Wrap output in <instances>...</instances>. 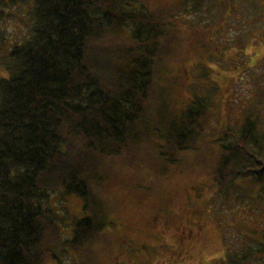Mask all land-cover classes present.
<instances>
[{
    "label": "trees",
    "instance_id": "1",
    "mask_svg": "<svg viewBox=\"0 0 264 264\" xmlns=\"http://www.w3.org/2000/svg\"><path fill=\"white\" fill-rule=\"evenodd\" d=\"M131 1L138 0H0V17L8 6L30 9L27 35L7 50L0 76V264L62 263L46 245L53 222L46 198L57 188L81 202L64 247L102 246L105 214L92 188L99 166L137 152L153 129L162 138L159 155L171 162L202 148L203 138L213 146L208 201L217 214L232 197L248 212L264 207V74L232 130L208 119L213 103L204 94L167 118L153 100L161 30ZM119 32L135 46L116 49ZM252 234L245 236L255 246L208 264H264V229ZM190 245L178 240L162 249L184 259Z\"/></svg>",
    "mask_w": 264,
    "mask_h": 264
},
{
    "label": "rangeland",
    "instance_id": "2",
    "mask_svg": "<svg viewBox=\"0 0 264 264\" xmlns=\"http://www.w3.org/2000/svg\"><path fill=\"white\" fill-rule=\"evenodd\" d=\"M131 2L161 30L153 92L159 109L170 118L194 94H204L213 103L208 119L236 128L242 110L250 106L247 97L257 92L255 82L264 74V0ZM18 5L5 7L0 17V76L6 73L7 50L30 26L28 5ZM124 31L128 34L129 28ZM126 34L116 33L111 44L118 50L133 44ZM205 72L208 80L201 79ZM157 131H148L149 138L142 139L134 154L107 157L99 166L100 179L91 187L105 214V228L97 237L104 246H85L76 253L64 247L81 202L60 188L48 194L44 205L53 222L46 245L59 255L60 264H208L224 252L255 246L246 236L264 229V207L248 212L233 197L221 214L210 206V175L217 157L213 146L203 138L202 148L171 162L158 153ZM178 240L191 244L186 249L190 257L180 259L173 249H162Z\"/></svg>",
    "mask_w": 264,
    "mask_h": 264
}]
</instances>
